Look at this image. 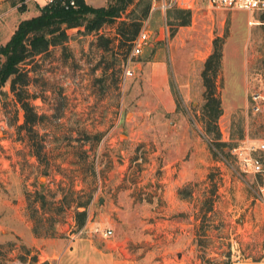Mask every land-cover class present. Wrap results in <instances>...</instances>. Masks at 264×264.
Returning a JSON list of instances; mask_svg holds the SVG:
<instances>
[{"label": "rangeland", "instance_id": "rangeland-1", "mask_svg": "<svg viewBox=\"0 0 264 264\" xmlns=\"http://www.w3.org/2000/svg\"><path fill=\"white\" fill-rule=\"evenodd\" d=\"M43 1L0 0V44ZM134 1L139 17L144 0ZM198 7L180 24L151 0L142 22L151 36L138 55L117 28L131 5L98 34L67 29L63 45L28 65L31 125L8 82L0 86V264H229L264 253V179H241L220 161L238 169L231 148L264 139V106L253 111L250 100L264 94V14ZM215 45L221 63L206 87ZM209 89L221 107L211 124ZM193 166L200 175H180ZM236 186L259 206L246 225Z\"/></svg>", "mask_w": 264, "mask_h": 264}, {"label": "trees", "instance_id": "trees-1", "mask_svg": "<svg viewBox=\"0 0 264 264\" xmlns=\"http://www.w3.org/2000/svg\"><path fill=\"white\" fill-rule=\"evenodd\" d=\"M137 4L134 0H110L104 5L95 6L87 3L86 0H73V3L70 0H48L39 7L37 14L19 20L9 38L0 44V86L8 82L24 109L25 125H31L36 118L33 105L25 97L30 73L28 65L34 58L47 53L53 46L63 45L69 38L67 32L69 28H78V32L85 34L92 32L98 34L105 24L121 17L130 5L132 8L128 12L127 19H121L117 28L118 34L129 43L131 48L132 40L141 28L143 19L150 12L151 0H144L143 6L139 9V17L132 15L137 9ZM170 9H173L175 17L180 18V24H186L190 20L191 11L176 7L167 10ZM106 42L107 39L104 40V44ZM221 56L220 46L215 45L205 60L202 78L206 87L213 84L211 77L217 74ZM208 70H211L210 74ZM33 97L37 95L34 94ZM220 110V99L212 89H209L205 92L203 105V114H207L206 120L209 124L216 121ZM212 132L215 133L211 135ZM206 134L223 150L225 142L219 140V133L214 131V126L206 127ZM77 214L80 215L82 222L85 210L77 211Z\"/></svg>", "mask_w": 264, "mask_h": 264}, {"label": "built area", "instance_id": "built-area-1", "mask_svg": "<svg viewBox=\"0 0 264 264\" xmlns=\"http://www.w3.org/2000/svg\"><path fill=\"white\" fill-rule=\"evenodd\" d=\"M70 2L73 3V0H70ZM199 3H202L210 14L217 10L231 9H243L264 13V0H152V8L157 7L162 12H165L169 8L176 7L192 12L199 8ZM163 30L167 34L168 28L166 21ZM150 36L151 30L144 23L132 40L130 56L142 53L143 47L148 43ZM130 73L131 70L127 66L125 75ZM250 100L253 111L262 110L264 106L263 93L259 91L251 93ZM231 151L240 162L238 169L224 155L220 156V161L231 167L239 178L244 179V174L251 172L262 175L264 179V158L262 157L264 155V139L258 140L257 143L249 139H243L238 145L233 146ZM94 230L103 238H110L113 235V229L111 227H97Z\"/></svg>", "mask_w": 264, "mask_h": 264}, {"label": "crops", "instance_id": "crops-1", "mask_svg": "<svg viewBox=\"0 0 264 264\" xmlns=\"http://www.w3.org/2000/svg\"><path fill=\"white\" fill-rule=\"evenodd\" d=\"M45 2H47V0H44L43 2H38V5H37L38 10H39V7L42 6ZM86 2L91 4V2L89 0H86ZM101 5H104V4H101ZM37 13H38V11L33 13L32 15H35ZM24 18H26V17H24ZM195 143L200 144L199 141H195ZM210 159L213 161V159L211 157H210ZM203 161L205 163H210V162H208L209 160L207 158H204ZM201 170H202V168L196 167V166H193L191 168L183 167V169H181L179 171V173L183 177H185V176L192 177V176L200 175L201 174ZM234 194L239 196V198L241 197L240 201L237 200V204L242 206L241 209L245 210V208L248 207L246 215H244L243 219H242L243 225H246L248 223V218H249L250 211L253 210V212H256V210L259 209L258 203L257 202L251 203V200H252L251 198L252 197L251 196L247 197V194L244 193L242 191V189H240V186H236V188L234 190ZM224 209H226V207L225 206H221V210L223 211V213H225V211H226ZM237 220L239 221V220H241V218H237ZM178 236H181V233H179ZM229 264H264V253H261V254L255 256V257H251V256H243L242 258H238L237 257V258L231 260V262Z\"/></svg>", "mask_w": 264, "mask_h": 264}, {"label": "water", "instance_id": "water-1", "mask_svg": "<svg viewBox=\"0 0 264 264\" xmlns=\"http://www.w3.org/2000/svg\"><path fill=\"white\" fill-rule=\"evenodd\" d=\"M101 201V199L99 200V202Z\"/></svg>", "mask_w": 264, "mask_h": 264}]
</instances>
